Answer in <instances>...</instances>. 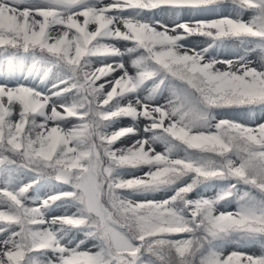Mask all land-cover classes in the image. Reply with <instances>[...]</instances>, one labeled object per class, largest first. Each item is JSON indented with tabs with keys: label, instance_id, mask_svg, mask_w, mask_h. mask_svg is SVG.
<instances>
[{
	"label": "snow or ice",
	"instance_id": "6c2138e0",
	"mask_svg": "<svg viewBox=\"0 0 264 264\" xmlns=\"http://www.w3.org/2000/svg\"><path fill=\"white\" fill-rule=\"evenodd\" d=\"M257 109L264 0H0V264H264Z\"/></svg>",
	"mask_w": 264,
	"mask_h": 264
},
{
	"label": "rangeland",
	"instance_id": "374dc122",
	"mask_svg": "<svg viewBox=\"0 0 264 264\" xmlns=\"http://www.w3.org/2000/svg\"><path fill=\"white\" fill-rule=\"evenodd\" d=\"M105 3H110L111 0H104ZM224 14H227V12H225ZM160 19H164L166 23H168L169 25H171V21L167 20V18H163V17H158ZM245 19L250 18V13H246L244 15ZM203 38H199V37H192L189 38V42H190V46L195 47L196 43L201 41ZM118 46H120L122 48V50H124V42H121ZM202 46H206V45H202ZM235 51H239L241 54H244L245 51V46H240V45H236V44H229L228 49H226L222 54L220 58H227V59H232L234 58L233 56V52ZM249 59H251L254 64L258 62V53H251L249 55ZM125 62L129 63L127 61V59L125 58ZM129 71L132 72L133 70L129 67ZM56 80L55 76H52L46 83V85H44L45 87V91H47L49 88H51L52 83H54ZM97 83H100V81H98ZM230 118H234L237 119L238 121L241 122H248L251 123L253 126L257 123H264V112H261L259 109H257L254 113H250L245 115L243 112H240L239 110H237V113L233 114ZM132 122L128 119H122L121 121H119L116 125L115 128H121V127H127V126H131ZM69 127L71 125H68ZM139 128L143 129V123L140 122L139 123ZM136 139V137H132L131 139H129L128 137H123L120 141H117L116 144L114 145V147L116 148H126L128 146H131L132 143H134V140ZM156 150L162 152L164 149L161 145H157L156 146ZM131 175H143V172H132ZM126 179H130L132 178L131 176H126ZM211 189L209 188H205L203 191L202 189L200 190V195L204 196L205 198H214L216 193L211 191ZM49 191V190H45ZM41 195H44V192L41 193ZM132 199H140L142 197L139 196H132ZM166 198V196H164L163 194L157 192L152 194L151 196H149V199H163ZM191 198L196 199L197 195H192L191 194ZM228 206H225V210L228 211H234L233 209L227 208ZM62 213V210H56L55 212L52 213V215H60ZM79 239H84L83 235L81 234ZM93 241H85V245L83 246L85 249H90L92 248L93 245ZM95 250V249H93ZM232 250H236L234 245H230L228 246V248L225 249V253L227 254V252L232 251ZM241 251H245L248 254H252V255H260L261 254V248L257 245H248L246 247H244L243 249H240Z\"/></svg>",
	"mask_w": 264,
	"mask_h": 264
},
{
	"label": "trees",
	"instance_id": "16d2710c",
	"mask_svg": "<svg viewBox=\"0 0 264 264\" xmlns=\"http://www.w3.org/2000/svg\"><path fill=\"white\" fill-rule=\"evenodd\" d=\"M217 191H218V189H216ZM234 205V207H235V204H233Z\"/></svg>",
	"mask_w": 264,
	"mask_h": 264
}]
</instances>
